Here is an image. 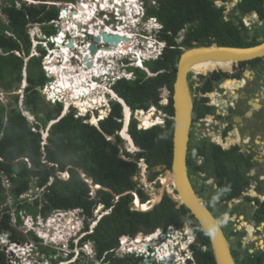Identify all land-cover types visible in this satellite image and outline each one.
<instances>
[{
    "label": "trees",
    "instance_id": "16d2710c",
    "mask_svg": "<svg viewBox=\"0 0 264 264\" xmlns=\"http://www.w3.org/2000/svg\"><path fill=\"white\" fill-rule=\"evenodd\" d=\"M225 1L159 0L156 5L147 8V15L155 16L161 23L159 39L165 40L167 47L160 57L145 63L152 75L148 76L143 70L135 69L134 80L119 82L114 89L131 110L135 108L146 110L153 104L166 115L163 125L138 129L136 120L132 118L128 126V133L135 145L140 148L135 158L146 159L151 169L160 164L170 168L173 128V121L170 118L173 116L170 93L176 63L182 50L192 47L194 41L197 42L196 45L212 42L226 46L256 44L255 40L245 41L240 35L239 24L235 23L234 19L238 15L251 12L263 17L264 0H239L235 6L238 14L233 13L232 17L225 14ZM2 11L6 19L2 20L0 17V88L5 91L14 89L22 79L24 66L26 86L21 107H18V96H14L13 103L7 109L0 106V233L9 232L10 241L25 242L28 236L34 241H39L33 231H27L25 235L17 231V227L22 224L23 214L44 219L52 211L73 208L82 210L88 228L87 220H92L93 210L97 205L104 204L106 208L111 207V210L98 219L92 232L85 238L94 241L97 258L114 248L123 234L133 235L139 230L149 232L156 227H166L169 224L182 227L184 222H188L196 239L208 247L202 250L197 245L193 246L196 264H215L209 239L196 218L185 207L176 208V203L166 194L159 203L146 211L130 210L129 193L114 199L110 192L99 189L95 191L94 196L90 195L85 181L89 177L94 184L110 188L117 194L135 188L131 175L135 171L136 163L121 157V139L116 134L122 126L121 121L117 120L122 117L121 105L117 102L112 103V113L100 121V129L82 122L80 117L74 116L73 109L60 116L62 105L59 102L55 103L51 110L45 111L42 118L37 116L34 124L30 123L22 109L29 111L33 116L41 112L44 99L40 89L48 81V77L41 67L40 56L29 57L24 63L23 58L28 55L31 48L26 24L29 21L48 22L57 16V10H48L46 4H21L17 7L13 0H10V4L2 6ZM245 21L248 25L247 18ZM42 28L49 35L55 32L51 25H43ZM182 30L183 39L179 42ZM7 31L10 34H7ZM39 49L44 53V49L41 47ZM16 51L20 55H17ZM217 71L219 73L220 70ZM218 73L213 72L211 76L219 79ZM203 76L201 74L200 78ZM209 88L208 82H202V91ZM166 90L169 95L163 96L168 103L162 105L161 93ZM197 104L194 119L203 117L210 111L207 106ZM154 111L156 110L152 108L148 113L143 114L142 111L135 113L140 120V126L147 128L148 118L161 116L159 112ZM51 120L56 121L50 125L46 142L43 144L41 129H44ZM107 136L113 138L107 139ZM221 152V148L216 145L196 149L197 154L205 156L204 164L209 159L212 160L219 178L227 175L226 185L227 182L239 185L240 178L236 175L237 172L226 170L221 164ZM126 156L130 154L126 153ZM226 157L230 158L232 155L228 154ZM188 163H191L190 155L187 156ZM152 171H149V180H153L155 175L160 176L164 169L161 172ZM64 172L67 173L66 178ZM2 176L10 182L7 191L11 198L10 204L6 202L7 195L1 186ZM218 185L221 191L226 187L221 188L220 181ZM29 190L31 191L29 197H20ZM139 194L142 202L147 200V195ZM110 255L111 253H107V258H110ZM126 260L119 257L110 261V264H126ZM254 263L258 264L256 259L248 254L246 264ZM0 264H12L2 248Z\"/></svg>",
    "mask_w": 264,
    "mask_h": 264
},
{
    "label": "flooded vegetation",
    "instance_id": "af4514ba",
    "mask_svg": "<svg viewBox=\"0 0 264 264\" xmlns=\"http://www.w3.org/2000/svg\"><path fill=\"white\" fill-rule=\"evenodd\" d=\"M119 8L122 10L124 4L121 3ZM113 14L111 11V15ZM249 16L243 14L234 19L241 27V29L239 28L240 35L244 37L245 41L255 40L260 35L264 36V32H261L264 31V16L258 17L256 13H254V16ZM150 17L153 18L152 20L158 21L155 16ZM244 17L247 18L248 25H246ZM95 18L96 25L99 24L100 20L113 27H115V23L121 24L122 22L121 19H116L114 15L105 18L102 14L96 13ZM125 25L126 29H129L128 31L137 32L135 37L130 40V45L134 51L137 48L140 49L143 45L149 46L148 43L150 44L155 38H158L162 26L160 24L156 31L150 30L149 33H143L142 30L134 29L128 22ZM151 25H153L152 22ZM241 30H243L242 33ZM250 30H252V34H249ZM143 34L149 37V41L142 43L144 41ZM99 40L97 43H99ZM109 45L107 42L106 47ZM208 67L209 63L204 66V70H197V73H206L201 82H198L196 79L199 77L196 76L195 78L192 73L188 74L191 81L187 77L193 98V117H195L197 103L210 109L203 117L198 118L200 124L196 129L193 125L191 127L187 149V156L190 155L191 163L187 164L186 160L187 174L195 192L198 193L207 208L219 220L220 228L228 240L236 264H246L248 254L254 257L258 264H264V55L238 64L232 65L220 62ZM217 69L220 70L219 73ZM213 72H217L220 78H213L211 76ZM202 82L210 84L209 90H201ZM192 120L195 119L192 118ZM121 123L123 124L122 121ZM208 145H216L221 148L223 153L221 152L220 162L226 170L237 172L236 175H239L240 178L239 185L229 184L228 182L226 185L227 175L219 178L214 167L215 164L211 159L204 164L205 156L197 154L196 149ZM136 152H139V149ZM228 154L232 157H226ZM120 155L127 160L126 156L121 153ZM140 159L143 160L144 158L139 157L135 163L141 167ZM144 161L148 172H153L154 167L149 168L146 159ZM202 166H204L203 169ZM139 170L137 167L131 175L135 188L126 192L131 195L130 210L142 211L137 203L141 205L150 198L147 193L141 190V185H136L134 177L137 172L139 173ZM157 177L158 175H155L154 181L148 180L154 183L156 180L159 182ZM200 181H203V183L200 184ZM218 181H220L221 188L226 186L222 191L219 188ZM89 183L92 184V187ZM87 184L89 189L93 188V190H89L90 194L93 191L92 196L99 189L106 190L112 195L114 193L110 188L94 184L91 177L88 178ZM99 186L101 187L99 188ZM131 192L136 196L133 197ZM139 193L147 195V200L142 202ZM102 206L103 208L99 211L98 216L107 214L111 210V207L106 208L104 204ZM184 223L182 227L169 224L166 227L154 228L152 231L156 230L158 234L157 238L151 241L149 237L152 231L139 230L133 235L123 234L119 237L118 244L111 252L110 258L105 255L99 258L95 257L94 260L96 264H110L113 259L124 257L127 259L126 264H156L155 258L161 260L160 256L163 257V253L160 256L158 255L161 250L169 246L171 248L180 247L178 241L186 230L194 234L193 228L188 222ZM176 232H181L182 236L175 235ZM162 243L165 245H162ZM158 248L160 249L159 253ZM172 259L169 258V261L171 262ZM84 261L86 260L84 259ZM86 263L88 264V262Z\"/></svg>",
    "mask_w": 264,
    "mask_h": 264
},
{
    "label": "clouds",
    "instance_id": "9594fccd",
    "mask_svg": "<svg viewBox=\"0 0 264 264\" xmlns=\"http://www.w3.org/2000/svg\"><path fill=\"white\" fill-rule=\"evenodd\" d=\"M48 1H50V2H48ZM65 1H71L73 3L79 2V0H64V1H60V3L58 4V3H54L51 0H46V1L33 0L27 4L25 2L22 3L25 5L46 4V5H50V6H56L58 8L57 16L54 19H52L51 21H48V22H46V21H29L26 24V30L28 33L29 40L31 42V48H30L28 55L25 56L23 58V60L25 63L29 57H32V56H40L41 57V67H42L45 75L48 77V81L45 83V85L52 84V82L55 81L54 76H52L51 73L48 72V70H46L43 67V64H45L47 67L50 64L49 62L46 61L47 57H52L54 54L53 53L54 50H59L62 47L68 46V43H66V45H65L63 42L65 40L67 42H69V40H71V38H73V37H70L68 35V31L64 26V22L63 23L61 22V21H63V19L60 20L59 16H58L60 13V10L67 11L64 7V4H63V2H65ZM157 1H159V0H135L136 6L138 9L137 14L134 16V18L132 20L129 19V17H126L125 23L130 22L131 26H133L134 29L142 30L143 33H147V32L149 33L150 30L156 31L157 27L161 23L158 21L152 20L153 18L147 15V8L150 6L156 5ZM226 1L224 2L225 10L227 7ZM101 4H103V2ZM17 7H19V6H17ZM102 7L103 8H100V6L97 5V10L94 13L93 18H91V24L90 25L93 27L94 33L96 31V32H100V34H101L102 31H106L104 26H106V27L108 26L102 20H100L99 24L96 25V22H95L96 13L102 14V16L104 13L106 15V17H108L109 15H110V17H113V15H114V14L111 15V10H108V9L105 10V6H102ZM1 9H2V6H1ZM74 11H76V10H74ZM121 11H123V10H121ZM254 13L255 12L249 13V15H250L249 17L254 16ZM67 14H69L68 11H67ZM54 20H58V23H57V24H59L58 29L54 25V22H53ZM151 22L153 23V25H151ZM43 25L53 26L55 28V32L50 34V35L46 34L43 31V28H42ZM111 27H113V26H111ZM161 28H162V26H161ZM161 28H160V31H161ZM106 32L109 33L108 31H106ZM131 33H132V38H133V37H135V34L137 32L134 31V33H133L131 31ZM7 34H10V33L7 31ZM60 34H63L62 37H64V39L62 41L63 46H62V44L60 46L56 45L57 36H59ZM93 35H99V34H93ZM143 35H146V34H143ZM120 36H122V35H120ZM61 38H60V40H61ZM106 43H104L102 41V39H100L99 43L97 45V51H98V48H101L102 50H104L106 48ZM113 45H115V44H113ZM116 45H118V44H116ZM148 45L149 46L143 45L140 49H137L139 51V53H137L136 51L132 53V52H129L127 50L124 52H121V53H117L114 57L111 58L110 61H107V62H105V59L100 58L103 62H105L103 65L106 68V72L100 73V75H99L100 79L97 81V82H99L98 83L99 87H98V92L96 95L99 98H101V96H102L104 98L105 102L102 99L103 103L101 106H98V107H95L92 109L88 108L87 111L85 113H83V115H81L80 110L77 107L73 106L72 104H69L68 111L70 109H73L74 116L80 117L82 119V122L88 123L89 125H92L98 129H100V124H99L100 121L109 117V115L112 113V103L117 102L121 105V111H122L121 119H117V120L122 121L124 124V122H125L124 107H125V105L126 106H128V105L126 104L125 100L117 94V92L114 89V86L122 80L123 81L124 80H126V81L134 80L136 78L135 69L143 70L146 73V75H148V76L152 75V73L149 71V69L147 68L145 63L147 61L154 60V59H157L158 57H160L162 55V52L164 51V49L167 47V43L165 40L159 39V37H158V38H155L153 40V42H151L150 44L148 43ZM39 47L44 49V53H42V51L39 49ZM15 53L17 55H20L18 51H16ZM76 55H77L76 48H74V49L71 48L70 56H69L70 62L77 68L80 65V63L77 61ZM60 64H62V62H60ZM110 69H111V71H110ZM115 70H117L118 72L115 73ZM73 71L74 70H71V73ZM91 71H92V69H91ZM94 71H95V69L93 70V72L90 73L91 79L93 78V81H95V79H96L95 77H93L94 73H95ZM46 72H48V74H50V75L48 76ZM86 72L89 73L90 70H87ZM78 73H79V70H76L74 74H78ZM193 75L195 78H196V76H198L199 78L196 80H198V82H201L202 78H200V74L194 73ZM25 86H26V72H25V66H24L22 69V79L20 80V83L14 87V89H12L11 91H5L2 88H0V93H2L7 98V102H5V103L0 101V106L5 107L7 109V107L13 103L14 96H18V107H21V104H22L21 102L23 99V91H24ZM44 86L40 89V92L42 93V95L46 99V95L44 92ZM101 91H103V92L100 95ZM164 99L166 100L164 104H162V102H160L162 105H165L168 103L167 99L166 98H164ZM47 101H49V100H47ZM160 101H162V99ZM57 102L61 103V105H62V111L60 114V116H62L65 114V113H63L64 101H61V100H59V98H56L55 102H52V103L55 104ZM153 106H155V105L151 104L149 106V108L146 109V111H149L151 108H153ZM128 108L130 110V116H129L128 121H127V127L125 129V132L127 133L129 138L131 139L133 145H130V143L127 144L128 147L121 145V152L120 153L123 156H126V153H128V154H130V156H126V157L130 158L131 154H134V157H135V155L139 153V152H136V150L139 149V151H140V148L135 145L132 137L128 133V126L131 122V119L133 118L136 120L138 129H149L155 125H159L160 123L154 124L149 128L139 127L140 126L139 121L135 118L136 114H135L134 109L131 110V108L129 106H128ZM156 108H155L156 111L161 110L163 112L162 109L157 108L158 109L157 110ZM101 111H104V115L101 119L97 120V124L90 122V118L92 117V115H96V117H98V118L101 117L100 116ZM22 113L26 116V118L30 121V123H32V124L35 123V120L33 118L34 116L31 115L29 111L22 109ZM165 116L166 115L164 113V119H165ZM171 117L172 116H170V118ZM199 121H200V119H195L193 122H191V126L193 125L194 129H196L198 125L195 126V123L199 122ZM199 124H200V122H199ZM123 126L119 130H117V132H116V134L120 137L121 142H122V140L128 141L121 134ZM32 129H34V128H32ZM44 133H45V135H44ZM47 135H48L47 130L41 129V137L43 139V141H42L43 144L46 142ZM111 138H112V136H107V139H111ZM131 146H132V148H131ZM133 147H135V148H133ZM64 174L67 175L66 172ZM65 178H66V176H65ZM85 181L87 182L88 179H85ZM155 183H157V180L155 181ZM89 184H90V186L92 185L91 183H89ZM92 190H93V188H92ZM127 193L128 192H126V191L123 193H120V194H117L114 192L113 196H114V199H117L119 196L127 194ZM4 194L7 195L5 193V191H4ZM131 194L133 197L136 196L133 192H131ZM90 195L92 196V194H90ZM26 196H28V193L22 194V197H26ZM102 205L103 204H99V205H97V207L101 206V208H100V210H101L103 208ZM97 207L93 210L92 220H90V219L87 220V221H89L88 228L86 227L85 218L82 215V210L79 208H73L70 210L52 211V213H54V214H56L57 212H59V214H61V213L65 214L66 212H72V214L69 216V218L66 222L67 225H66V228L64 231L65 233L62 234V236H61L62 240L61 241L59 240V243L54 242V240H53L54 237L49 238V237H46V236H44L42 234H38V233H37L38 234L37 235L36 232L34 231L35 229H33V227L35 225H37L38 227L40 226L42 229H47L48 227L46 226V224H47L48 219L51 218V216H50V215H52V213H51L48 217H46L44 219L41 217L42 218L41 219L42 224H39V223L35 224V222H33L31 227H28V225H26L24 223L26 225L24 228L27 229L25 232L33 231L36 234V236L40 239L39 241H34V240L29 238V240H26V242L29 241V243H26L25 245H23L22 243H24V242L10 241L8 239L9 242H11V245L8 248L9 253L6 249L1 247V244L3 245V243H4L3 241H0V248L4 249L6 251L7 257L12 264H44L43 263V261H44L43 256H45V254L43 252H41V250L39 249V247H38L39 244H35L37 242L41 243L44 240V241H47V242L43 243L45 246L52 247L51 243L54 245H59L60 252H62V254H63V257H62V255L57 256V257H55V261L50 260V263L46 262V264H81V262H83L85 257H87V258L88 257H90V258L97 257V253H96V250L94 247V241L92 239H85L86 236L92 232V229L96 225V222L102 216V215L98 216V212L100 210L96 211ZM142 211H146V210H142ZM25 216L28 217L31 215H25ZM96 218H97V220H96ZM13 220H14V218H13ZM32 221H37V220H36V218H34V219H32ZM155 232H156V230L152 231L151 234H153ZM4 233H6V232H4ZM4 233H0V237ZM41 233H43V232H41ZM45 237H46V239H44ZM12 243H13V245H12ZM178 243H179L180 247L179 248L172 247L173 252L170 251L171 246L168 247V250L165 248L166 250L164 252H160L158 255L160 256L163 253V257H162V259L160 258L161 260H157L155 258V260H154L155 263L156 264H196L193 246L197 245L202 250L208 249V247L205 244H201L200 242H198L195 235L190 233L188 230H186V232L183 234L182 238H180ZM14 245H17V247L15 248ZM170 245H171V243H170ZM13 248L17 249L18 252H14ZM113 249L114 248H112L108 251H105L101 257L107 255V253L113 252ZM75 253H76V255H75ZM137 253H138V251H137ZM10 255H13V256L10 257ZM80 255H82V257ZM138 255H139V253L137 254V256ZM78 256L81 257V262H80ZM171 256L175 257L176 259L174 260V258H173L171 260V262L168 263L169 258Z\"/></svg>",
    "mask_w": 264,
    "mask_h": 264
},
{
    "label": "water",
    "instance_id": "95a60500",
    "mask_svg": "<svg viewBox=\"0 0 264 264\" xmlns=\"http://www.w3.org/2000/svg\"><path fill=\"white\" fill-rule=\"evenodd\" d=\"M237 1L239 0H236V2ZM63 13H65V10H63ZM248 15L249 13H246V16ZM78 25L81 30V24ZM239 28L241 29L240 26ZM242 32L243 30H241V33ZM89 33V31H85L84 40L88 39L89 42L91 41L89 46V51L91 53L97 52V41L100 38L104 43L108 42L110 45H116L123 39H126V37L123 38L117 33H107L106 31H102L100 35ZM251 33L252 30L249 31V34ZM255 40L258 43L249 46H226L218 45L216 42L196 45L197 42L194 41L192 47L183 49L180 53L176 63L172 92L170 93L173 108V116L171 117L173 121L171 164L170 168H165L164 164L154 167V170L165 168L164 178L159 177L161 193L158 199L153 201L148 208L145 209H151L154 205L159 203L164 193L176 202L177 208L185 207L196 218L203 233L208 237L215 264H236V262L231 253L228 240L220 228L219 220L207 208L198 193L195 192L187 174V149L193 118V98L187 77L189 73H194L191 67L198 62L212 60L229 62L233 65L263 56L264 36L260 35ZM250 41H252V39H250ZM69 46H71V44H69ZM86 64L87 66H91L92 63L88 60ZM196 74L204 75L202 72ZM164 94L168 96L169 92L166 90ZM137 110L138 108L134 109L135 112ZM56 120H52L48 123V128L46 127L47 134L49 126ZM100 187L101 186H99V188Z\"/></svg>",
    "mask_w": 264,
    "mask_h": 264
},
{
    "label": "bare ground",
    "instance_id": "6f19581e",
    "mask_svg": "<svg viewBox=\"0 0 264 264\" xmlns=\"http://www.w3.org/2000/svg\"><path fill=\"white\" fill-rule=\"evenodd\" d=\"M100 1H104L102 6H105V10L108 9V10L113 11L112 7L117 3V1H120V0H100ZM124 2L126 3V8L122 9L123 11L120 13V15H121L120 19L122 20L121 24L115 23V25H114L115 28H113L111 26H107V27H105V30L108 31L109 33H118V35H122V37L123 38L126 37V39H123L122 41H120L119 42L120 44L118 43V45L111 44V45L107 46L104 50H102L101 48H98V51L96 53H91L89 51V46H90L91 41L89 42L88 39L84 40L85 31H89L91 34H99L100 35V32L95 31V33H94V29L90 25L91 24V18H93L92 15H93V13L96 12V10L94 9V6H92L90 0H81L78 7L76 5V9H77L76 11H73V12L69 11V14H67V11H65V13H62V16H61L62 19H66V20L69 19L68 22H66L65 28L67 29L68 33L70 35H72L74 40L69 42V43L67 42L68 46L62 47L59 50H54L53 51L54 55L52 57H47L46 61L50 63L47 68H48V70H50L51 74H54L55 81L52 82V84L50 86H47V90H45V92L51 91V98L52 99L54 98V101L56 100V98H59V100L64 101L63 113H66L68 111L69 104H72L73 106L77 107L80 110L81 115H83V113H85L88 108L92 109V108L101 106L103 101L105 102V100L102 96H101V98H99L96 95L98 92V87H99V84H98L99 82H97L100 79L99 75H100V73L106 72V68L104 67L103 64L107 61H110L111 58L114 57L117 53H121L124 50H127V51L133 50L131 45H130L132 33H131V31H128L129 29L128 30L126 29L125 14L129 17V19L132 20L135 16V12H133V9L131 7L135 6L134 10H137V6H136L135 0H124ZM126 9H128V11ZM67 16H71V17H67ZM128 23L131 24L130 22H128ZM78 24H81V30H80V27ZM59 36H63V34H60ZM59 36H57L56 45H57L58 41L60 40ZM142 37H144L143 38L144 41H142V43L145 41H149V37H147L146 35H142ZM124 40H126V41H124ZM69 44H71V46H69ZM71 48L72 49L76 48V53H77L76 59L80 63V65L77 68L70 62L69 56H70ZM136 52L139 53L138 50H136ZM100 58L105 59V62H103ZM88 60L91 61V63H92L91 66H87V64H86V62ZM60 62H62V64H60ZM220 62H223V61H212L211 60V61H205V62H198V63H195L191 67V69H193V71L197 73V70L201 69L199 66H203V65H206L207 63H209V67H212L216 63H220ZM226 63H229V62H226ZM91 69H92V71H91ZM94 69H95V71H94L95 73H94L93 77L96 78L95 81H93V79H91L90 77H87V74H86L87 70H90V72L88 73V74H90L91 72H93ZM71 70H74V71L71 73ZM76 70H79L78 74H74ZM110 71H111V69H110ZM117 72L118 71L115 70V73H117ZM102 92L103 91L100 92V95ZM82 95H84V96H82ZM102 99H103V101H102ZM67 102H69V104L66 108L65 104ZM139 111H142L143 114L149 112V111H146L142 108H138V110L135 113H138ZM124 113H125V123L123 124L124 126H123V129L121 131V134L123 137H125L129 141L128 143H130V145H133L131 139L129 138V136L125 132V129L127 127V121H128L129 116H130V110H129L128 106H126V105L124 107ZM103 114H104V111H101L100 112L101 117H99V118L96 117V115H92V117L90 118V122L97 124V120L101 119L103 117ZM135 118H137V117L135 116ZM161 121H162L161 117L156 116L153 118H148L146 120V124L149 127H151L152 125L160 123ZM149 127H147V128H149ZM127 147H128V145H127ZM131 148H132V146H131ZM162 178H164V177L162 176ZM96 187H98V185H96ZM137 205L140 209L145 210L148 208L149 203H141V205L139 203H137ZM54 222H56V221H54ZM53 225H55V223ZM46 226L51 227L50 223L46 224ZM52 229L53 228H51V230ZM61 230L62 229H57V233H56L55 238L62 236L63 232ZM47 233H41V234L45 235L46 237H49V238L54 237L53 236L54 232L53 233L49 232L48 234ZM157 234H158L157 232L151 234L149 237V240L151 241L152 239H156ZM162 245H165V244L162 243ZM145 246H146V244L144 245V247ZM14 247L16 248L17 245H14ZM166 249H167V247H166ZM13 250H14V252H18L17 249L13 248ZM159 251H160V249L158 248V253H159ZM160 258L162 259L161 256H160ZM170 259H172V257H170ZM168 263H170V261H168Z\"/></svg>",
    "mask_w": 264,
    "mask_h": 264
},
{
    "label": "rangeland",
    "instance_id": "374dc122",
    "mask_svg": "<svg viewBox=\"0 0 264 264\" xmlns=\"http://www.w3.org/2000/svg\"><path fill=\"white\" fill-rule=\"evenodd\" d=\"M2 1L3 0H0V3H2ZM51 1H53L54 3H60V1H64V0H51ZM48 2H50V1H48ZM121 3H123L124 4V8H126V3L124 2V0H120V1H117V3L112 7V9H113V13H115L116 14V19L118 18V19H120L121 18V15H120V13H119V10H120V8H119V5H121ZM226 3H227V7H226V10H225V14L226 15H230V17H232V15L231 14H233V13H236V14H238V11H236L235 9V6H236V0H227L226 1ZM47 8H48V10H57L58 11V8L56 7V6H50V5H47ZM132 9H133V12H135V15L137 14V10H134V8H135V6H132L131 7ZM130 8V9H131ZM127 11H128V9H126ZM2 14V12L0 11V15ZM118 16V17H117ZM67 17H71V16H67ZM226 17H228V16H226ZM245 18V17H244ZM244 18H243V20H244ZM68 20L69 19H63V21H61L62 23L64 22V26L66 25V22H68ZM234 22L236 23V20H234ZM248 28H251V27H248ZM261 32H264V31H261ZM183 33H184V31L182 30L181 32H180V34H179V38H178V41L180 42L182 39H183ZM69 34V33H68ZM252 34V33H251ZM69 36L70 37H72V35H70L69 34ZM62 36H59V38H61ZM74 39L73 38H71V40H69V42H71V41H73ZM62 41H63V38L61 39V40H59L58 41V43H57V46H60L61 44H62ZM68 42V43H69ZM257 42V41H256ZM63 45V44H62ZM124 51H126V50H124ZM123 51V52H124ZM75 52V51H74ZM129 52H134V50H129ZM54 55V54H53ZM205 66V65H204ZM204 66H201L200 68L202 69V70H204L205 68H204ZM49 72H50V70H49ZM195 73V72H194ZM194 73H192V74H194ZM52 76H54V74H51ZM189 77V80L191 81V79H190V76H188ZM54 78H55V76H54ZM123 82V80L122 81H120V83H122ZM164 92L165 91H162V93H161V96L163 97L162 98V101H160V102H162V104H164L165 103V99H164V96L163 95H165L164 94ZM41 95H42V93H41ZM42 98L44 99V102L42 103V105H41V112L38 114H36L33 118H34V120L35 119H37V116H40V118H42V114H44V112L45 111H47V110H51L52 109V107H53V105H55L54 103H52V102H49V101H47L45 98H44V96L42 95ZM72 102V101H71ZM73 103V102H72ZM68 104H69V102H67L66 104H65V107L67 108V106H68ZM153 107H155V106H153ZM156 108V107H155ZM157 109V108H156ZM158 110V109H157ZM158 114H161V119H162V121L160 122V124L159 125H163L164 124V113L161 111V110H158ZM154 113H156V111H154ZM104 115V114H103ZM135 115V114H134ZM31 119V118H30ZM137 119V118H136ZM36 121V120H35ZM138 121H139V125H140V120L138 119ZM125 123V122H124ZM139 127H141V126H139ZM47 128H48V126H47ZM47 128H45V129H47ZM45 129H43V130H45ZM45 135V134H44ZM113 138V137H112ZM129 141H124V140H122V142L120 143L122 146H127V144H129L128 143ZM124 147V148H125ZM133 148H135V147H133ZM198 158H200V157H198ZM127 160L128 161H138V159H136L135 157H134V154H131V157L130 158H127ZM140 161H141V163L140 164H142L141 165V167L138 165V164H136V167H135V170L137 169V167H138V169H140L139 170V173L137 172L136 173V175H135V180H136V185L138 186V185H141V190L143 191V192H145V193H147L148 195H149V200L146 202V203H149V205L153 202V201H155L156 199H158V197L160 196V193H161V185H158V184H160L158 181H157V183L155 184L154 182H150L148 179V177H149V172H148V168H145V161H144V159L143 160H141L140 159ZM156 171H158V172H161V171H163V169H161V170H156ZM65 173V172H64ZM164 174H165V172H163L162 174H160V176H158L157 178H159V177H162V176H164ZM66 177H67V175L66 174H64ZM63 177V176H62ZM156 180V179H155ZM154 181V180H153ZM201 183H203V181H200V184ZM91 188V187H90ZM89 190H92V188L91 189H89ZM30 194H31V191H29L28 192V196H30ZM91 194L93 195V191H91ZM10 202H11V198L10 199H8L7 200V203L8 204H10ZM100 208H101V206H99L97 209H96V211H99L100 210ZM95 211V212H96ZM98 213H100V212H98ZM72 214V212H66L65 214L64 213H61V214H59V212H57L56 214H54V213H52V215H50L51 216V218L50 219H48V221H47V224H49L50 223V225H51V227L50 226H47L48 228L47 229H42L40 226L38 227L37 225H33L34 227H33V229H35L34 231L36 232V234L38 233V234H41V232H43V233H49V232H51V233H53L54 232V234H53V236H54V238H53V240H54V242H56V243H59V240L61 241L62 240V237H56L55 238V236H56V233H57V229H62L61 231L63 232V234L65 233L64 231H65V228H66V222H67V220H68V218H69V216ZM26 214H23L22 215V224L20 225V226H18L17 227V231L19 232V233H21V234H23V235H25V231L27 230L26 228H24L26 225H28V227H31V225L33 224V222H35V224H37V223H39V224H42V218L40 217V216H37L36 217V220L37 221H32V219H34V217H31V216H25ZM217 215V214H216ZM54 221H56V222H54ZM12 222H13V219H12ZM26 225H25V224ZM55 223V225H53ZM59 224V225H58ZM53 225V226H52ZM58 225V226H57ZM51 228H53L52 230H51ZM47 233V234H48ZM37 234V235H38ZM175 235H178V236H182V233L180 232V233H178V232H176V234ZM45 236V235H44ZM44 239H46V237L44 238ZM28 240H29V237H28ZM0 241H3L4 243H3V245L1 244V247H3L4 249H6L7 251H8V253H9V250H8V248L10 247V245H11V242H9V240H8V237H4L3 235L0 237ZM44 241V240H43ZM41 242V243H35V244H39V249L41 250V252H43L44 254H45V256H43L44 257V261H43V263L44 264H46V262L47 263H50V260L51 261H55V257H57V256H61L62 255V257H63V254H62V252H60V249H59V245H54V244H52L51 243V245H52V247H48V246H45L43 243H45V242H47V241H44V242ZM26 243H29V241H25L24 243H22L23 245H25ZM21 244V243H20ZM12 245H13V243H12ZM46 247V248H45ZM75 255H76V253H75ZM11 256H13V255H10V257ZM81 257H82V255H80ZM80 256H78V258H79V260H80V262H81V257ZM88 259V260H87ZM85 260L86 261H84L82 264H87L86 262H88V264H91L92 262H93V264H96V261L94 260V258H90V257H85Z\"/></svg>",
    "mask_w": 264,
    "mask_h": 264
},
{
    "label": "built area",
    "instance_id": "2783aa9c",
    "mask_svg": "<svg viewBox=\"0 0 264 264\" xmlns=\"http://www.w3.org/2000/svg\"><path fill=\"white\" fill-rule=\"evenodd\" d=\"M31 1H33V0H13V3L16 6H20L24 2L27 4V3L31 2ZM80 2H81V0H79V2H76V3L75 2L73 3L71 1H65V2H63V4H64L65 9L69 13V11L70 12H73L74 10H77L76 9V5L78 7V5H79ZM90 2L92 4V6H94V9L95 10H97V5H99L100 8H103L101 3L104 2V1H100V0H90ZM5 4H10V0H3L2 3H0V11L2 12V14L0 15V17L2 18V20H5L6 19L5 15L3 14V11L1 9V6H4ZM121 12L122 11L119 10V13H121ZM62 13H63V11L60 10V13L58 15L60 20L62 19L61 18ZM93 15H94V13H93ZM103 17H106V15L104 13H103ZM114 17H116V14L115 13H114ZM126 17H128V16L125 15V20H126ZM53 22H54V25L56 26V28L58 29V25H59V24H57L58 23V20H54ZM104 27H106V26H104ZM62 38L64 39V37H62ZM63 43L66 45L67 41L65 40ZM43 67L46 70H48V68H47V66L45 64H43ZM48 72H49V70H48ZM48 72H46V73L49 76L50 74H48ZM87 77H90L91 78V75L87 73ZM50 85L51 84H47V85L44 86V92H45V90H47V86H50ZM45 95H46V99L47 100H49L50 102H55L54 101V98L53 99L51 98V91L45 92ZM0 101L3 102V103L7 102V98L2 93H0ZM197 125H199V122H196L195 123V126H197ZM1 186L5 189V193L7 194L8 188L10 186V182H9V180L5 176H2V178H1ZM20 197H22V195ZM8 199H10V196L9 195H7V197H6V202H7ZM8 234H9V232H6V233L3 234V236L4 237H7ZM165 250L166 249L161 250V252H164ZM167 250H168V248H167ZM170 251L173 252L172 248H170Z\"/></svg>",
    "mask_w": 264,
    "mask_h": 264
}]
</instances>
